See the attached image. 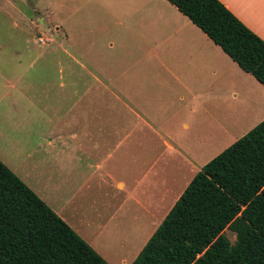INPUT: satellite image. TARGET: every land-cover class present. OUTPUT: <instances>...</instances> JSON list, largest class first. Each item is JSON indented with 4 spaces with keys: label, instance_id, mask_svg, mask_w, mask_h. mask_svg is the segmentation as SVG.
Segmentation results:
<instances>
[{
    "label": "crops",
    "instance_id": "1",
    "mask_svg": "<svg viewBox=\"0 0 264 264\" xmlns=\"http://www.w3.org/2000/svg\"><path fill=\"white\" fill-rule=\"evenodd\" d=\"M221 1L264 39V0ZM0 9L17 20L15 26L28 20L33 30L56 31L62 40L60 118L49 128L51 155L43 157L38 179L13 170L110 264H132L213 159L212 99L237 90L238 77L254 79L263 88H253L250 118L262 115L259 124L264 85L169 0H0ZM187 130L197 133L189 139ZM132 163L136 203L160 220L135 251L126 233L142 228L117 227L115 236L101 241L114 219L82 191L94 180L124 204Z\"/></svg>",
    "mask_w": 264,
    "mask_h": 264
},
{
    "label": "trees",
    "instance_id": "2",
    "mask_svg": "<svg viewBox=\"0 0 264 264\" xmlns=\"http://www.w3.org/2000/svg\"><path fill=\"white\" fill-rule=\"evenodd\" d=\"M169 1L264 85V39L221 0ZM0 264L110 263L0 159ZM132 264H264V120L196 174Z\"/></svg>",
    "mask_w": 264,
    "mask_h": 264
},
{
    "label": "rangeland",
    "instance_id": "3",
    "mask_svg": "<svg viewBox=\"0 0 264 264\" xmlns=\"http://www.w3.org/2000/svg\"><path fill=\"white\" fill-rule=\"evenodd\" d=\"M15 21L0 9V159L12 170L30 171L38 179V174L43 171V157L51 155L48 135L50 125L60 118L58 101L61 74L58 61L62 53V40L56 31L39 32L32 29L28 20H19L18 26L14 25ZM39 37H44L45 42L40 41ZM253 80L238 77L237 90L228 88L225 96L212 99L211 159L258 124L255 121L262 115L256 119L254 116V120L250 118L254 109L252 93L254 87H263ZM186 133L191 139L197 131L187 130ZM55 148L58 146L53 148L56 154ZM148 157L150 164V148ZM135 165L132 163L130 177L124 180L127 184L124 189L126 193H123L127 196L124 204H121L120 196L115 191L109 188L105 194L107 189H100L94 180L90 182V188L84 186L82 189L86 199L94 200L96 208L114 219L112 227L100 236L101 241L107 239L109 234L116 233L117 227L119 230L128 225L142 228V231L133 233L124 230L127 238L132 240L129 247L132 251L155 230V224L160 221L150 219L144 208L136 203L139 179L136 178ZM78 186L83 184L79 183ZM130 191H133L131 197L127 193ZM96 231L100 229L97 227ZM224 233L232 242L235 241V232L227 228ZM117 237L118 241H126Z\"/></svg>",
    "mask_w": 264,
    "mask_h": 264
},
{
    "label": "built area",
    "instance_id": "4",
    "mask_svg": "<svg viewBox=\"0 0 264 264\" xmlns=\"http://www.w3.org/2000/svg\"><path fill=\"white\" fill-rule=\"evenodd\" d=\"M39 40L42 42H45V38L44 37H39Z\"/></svg>",
    "mask_w": 264,
    "mask_h": 264
}]
</instances>
